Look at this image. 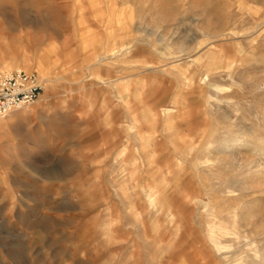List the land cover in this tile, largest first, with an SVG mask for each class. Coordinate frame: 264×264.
<instances>
[{"label": "rangeland", "instance_id": "obj_1", "mask_svg": "<svg viewBox=\"0 0 264 264\" xmlns=\"http://www.w3.org/2000/svg\"><path fill=\"white\" fill-rule=\"evenodd\" d=\"M0 10V264H264V0Z\"/></svg>", "mask_w": 264, "mask_h": 264}, {"label": "built area", "instance_id": "obj_2", "mask_svg": "<svg viewBox=\"0 0 264 264\" xmlns=\"http://www.w3.org/2000/svg\"><path fill=\"white\" fill-rule=\"evenodd\" d=\"M44 78L37 70L0 68V116L36 101Z\"/></svg>", "mask_w": 264, "mask_h": 264}, {"label": "bare ground", "instance_id": "obj_3", "mask_svg": "<svg viewBox=\"0 0 264 264\" xmlns=\"http://www.w3.org/2000/svg\"><path fill=\"white\" fill-rule=\"evenodd\" d=\"M1 12H4L3 10H0ZM19 11H21V12H18L19 14H20V17H19V21H21L22 23H25V22H27V21H30L29 19H28V17L26 16V12L25 11H23V10H19ZM6 15V14H5ZM10 22V21H9ZM17 23L18 22H15L14 24H16L17 25ZM233 66V65H232ZM44 81H45V79H44ZM192 81V80H191ZM192 83V82H191ZM45 84V83H44ZM187 85V84H186ZM45 86V85H44ZM152 112H151V115H155V116H157V114L158 115H160V116H162V117H164L165 119H167L168 117H171V115L173 114V113H175V110L173 109V108H169V107H165V106H161L160 107V109L158 110V112L156 111V110H151ZM11 112H13V110L12 111H10L8 114H10ZM150 114V113H149ZM156 119V118H155ZM152 120V119H151ZM150 122V121H149ZM231 140L230 141H228L227 142V144L225 145V149H228V148H234V147H236V142H240V140H242V138H240V137H237V136H232L231 138H230ZM243 141V140H242ZM224 148V147H223ZM224 149V150H225ZM193 202L196 204V206H197V208H198V210H200V211H208L207 210V208H209L208 206H209V204L208 203H204V202H202L200 199H195L194 198V200H193ZM209 241V240H208ZM212 247H213V245H212ZM225 251V250H224ZM217 254V253H216ZM178 255V254H177ZM206 261V260H205Z\"/></svg>", "mask_w": 264, "mask_h": 264}]
</instances>
